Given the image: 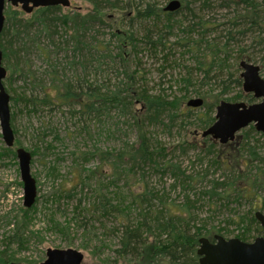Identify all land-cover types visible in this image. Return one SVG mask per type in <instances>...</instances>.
<instances>
[{
    "label": "rangeland",
    "instance_id": "rangeland-1",
    "mask_svg": "<svg viewBox=\"0 0 264 264\" xmlns=\"http://www.w3.org/2000/svg\"><path fill=\"white\" fill-rule=\"evenodd\" d=\"M71 2V10L79 9L83 13L92 10V6L83 0ZM168 2L164 0L160 4L165 6ZM218 5L217 0L205 4L204 0H197L195 9L200 17L222 24L228 21L232 12L219 10ZM9 7L12 11L23 12L21 7L10 4L7 5ZM63 11L68 12L69 9L63 8ZM29 15L23 12V17L28 18ZM108 16L114 27L116 25V28L125 30L129 23H133L137 37L144 35L143 22H130L135 18L133 10L109 12ZM182 17L183 14H180L176 21ZM59 31L63 32L62 29ZM220 31L208 33L212 38L219 36L217 42L224 43L225 38ZM99 34V40L111 39L108 27L100 30ZM186 34L177 25L166 36L171 38L167 49L145 50L146 43L141 45L137 60L132 65L134 68L138 63L140 84L137 88L150 95H164L169 101L175 99L180 103L179 110L185 114L190 99L199 98V94L208 95V98L203 107L189 109L190 117L180 116L181 113L177 112L178 118L174 123L166 120L161 124H147L146 132L153 146L161 148L163 153L158 158L157 167L146 164L134 171L123 166L119 173H115L112 170L113 159H108L106 163L101 160L102 153H127L126 150L136 143L138 135L130 117L112 112L95 118L94 115L80 114L76 106L56 107L41 103L45 94L54 93V75L59 83L74 82L82 77L90 84L113 89V85L123 80V70L118 64L115 66L111 60H106L101 62L103 66L99 71L95 63L94 67L82 73L79 64L70 65L73 60L70 50L44 56L41 48H52L44 36L38 41L40 47L34 46L27 54L22 53L7 63L3 61L8 70L4 84L11 97V125L18 143L13 149L8 148L0 125V264H41L47 259L49 249L77 250L84 255L82 264H137L132 257L120 258L118 251L123 224L138 218L139 210L132 203L134 195L146 191L153 195L150 199L154 211L163 209L165 204L174 212L183 209V216L192 218L191 226L202 230L201 238L246 236L244 238L249 243L257 238L250 219L256 212L264 213V187L256 193L236 191L229 197V193H224L239 173L252 178L259 169H264V134L251 125L238 134L240 138L227 145H221L211 137H202L205 129L199 118L207 120L208 109L215 105L213 98L224 90V86L219 82L220 78L213 79L211 85L200 84L203 74L194 70L199 66L196 55L176 44L185 39ZM197 34L193 40H197ZM59 39L55 42L59 43ZM245 41L248 46L251 45L249 39ZM113 47L114 44L111 50ZM231 48L234 51L226 55L225 68L222 66L223 71L218 70L221 76L235 75L236 64L244 60H237L235 44ZM253 48L250 47V50H258ZM115 54L112 52L113 56ZM220 57V64H224V56ZM76 62L79 63V58ZM54 67L56 72L50 75ZM239 69L240 76V66ZM188 71H193L192 78L196 82L186 89L181 80ZM11 73L13 76L8 81ZM212 75L215 77L214 73ZM261 75L264 77V71ZM226 85L231 87L230 91L221 96L220 101L251 104L244 97L235 101L233 98L239 93L246 94L232 82ZM22 94L37 97L38 105L35 108L26 105L21 100ZM14 98L17 100L14 101ZM254 100V103L260 101ZM209 114L214 118L216 109ZM18 148L25 149L32 156L31 174L36 180L37 199L29 211L24 206V184L16 154ZM250 149L256 152L259 160L253 158ZM228 151L232 156L241 157L242 166L250 159L253 162L247 169L227 170L222 164V156ZM217 155L220 163L215 161ZM169 165L179 167L184 175L176 176L178 171L170 170ZM98 168L101 172L94 177L91 172ZM214 185L218 186L217 191L212 190ZM240 186L243 188L245 185L241 183ZM211 190L219 196L211 198ZM253 195L256 197L253 198Z\"/></svg>",
    "mask_w": 264,
    "mask_h": 264
},
{
    "label": "trees",
    "instance_id": "trees-1",
    "mask_svg": "<svg viewBox=\"0 0 264 264\" xmlns=\"http://www.w3.org/2000/svg\"><path fill=\"white\" fill-rule=\"evenodd\" d=\"M83 1L89 3L92 10L83 13L79 9L74 11L68 8L69 11L64 12L63 7L54 6L36 9L28 18H25L23 12L12 11L10 7L6 8V20L0 36V48L3 51V61L7 63L11 59L20 57L22 53L27 54L34 46L40 47L38 41L40 37L44 36L49 40L48 44L52 46V48L50 46H45V49L41 48L44 56H50L51 52L57 54L62 50H70L73 59L70 65L78 66L79 64L82 73L94 67L95 63L97 64L96 70L99 71L103 66L101 62L106 60H111L113 65L117 66L118 64L122 68L123 80H119L117 84L113 85V89H104L97 84H90L82 77L74 82L59 83L60 80L54 75L52 78L54 93L45 94L41 102L47 106L65 105L72 108L76 106L80 114L94 115L95 118L107 116L112 112L130 117L138 135L136 143L126 150L127 153L105 152L101 154V160L104 163L110 158L113 159L112 170L115 173H119L123 166L130 167L132 171L146 164H153L157 167L158 158L161 157L163 151L161 148L153 146L146 132V125L161 124L166 120L174 123L178 118L177 112H180V116L183 117L191 116V109L187 108V114L180 111V103L175 99L169 101L168 97L164 95H150L137 88V85L140 84L138 63L134 68L132 65L137 60L141 51L138 49L141 45L146 43L145 50L167 49V43L171 39L166 37L167 34L171 33L177 25L179 28H183L184 32H187V36L176 44L196 55L199 66L194 70L203 74L200 84L211 85L213 79L216 81L220 78L221 81H218L224 86V90L213 98L215 105L212 104V108L208 109L210 113H214V109L220 103V97L229 93L231 87L226 83L232 82L236 88L242 90L243 82L239 76V64L235 66V75L232 73L227 74L228 76L218 74L219 71H223L221 70L222 66L225 68V62L228 59L226 55L234 51L231 45L237 46V60L244 59L256 65L260 64L258 66L261 73L264 71V0H217L219 1V10L232 12L228 21L222 24H215L200 17L199 12L195 9L197 0H181L182 7L175 13H168L165 10L164 6L160 4V1L164 0ZM210 1L204 0V4ZM128 9L135 12V18L130 22L136 21L137 23L138 21L144 24V35L141 38L137 37L138 34L134 32L135 25L133 23H129L124 30L116 28V25L114 27V23L109 22L112 21L108 16L109 12L116 13ZM218 9L216 8V10ZM180 14H183L182 19L176 21L178 19L176 17ZM193 19L197 22L194 23ZM106 27L110 29L111 39L99 40L100 30ZM59 29H62L63 32H60ZM217 30H221L220 32L223 34L241 30L243 35L225 38L224 43L210 44L206 39L207 33ZM195 33H198L197 40L190 41L193 40ZM188 36L191 37L188 38ZM57 39H59V43L55 42ZM246 39L251 41L250 46L246 44ZM112 44L114 47L111 50ZM172 45L174 43L170 46ZM169 47L168 49H170ZM250 47H257L258 50L251 51ZM202 50H205V53H202ZM112 52H116V54L113 56ZM222 55L224 64L222 62L220 64ZM66 56L68 57V55ZM201 56L203 57L201 58ZM76 58H79V63L76 62ZM55 72L54 67L49 74L52 75ZM12 73L8 77V81L12 78ZM213 73L215 77L212 75ZM192 75L193 71H188L181 80L186 89L195 85L196 80L192 78ZM235 76L236 78L233 80ZM84 82L88 84L86 85ZM199 96L205 101L208 98V95L199 94ZM243 97L251 104L255 101L252 95L244 96L241 93L233 99L237 101ZM16 100L14 98V101ZM21 100L34 108L38 105L37 97L31 98L23 95ZM209 112L206 114L209 115L207 120L199 118L202 121V128L205 130L215 122V117L211 118ZM17 143L15 141L14 147ZM250 152L253 158L260 159L254 150L250 149ZM219 155L216 157V163H220ZM222 160L226 169L231 171L239 167L247 169L253 162V159H250L242 166L241 157L232 156L230 151L222 156ZM169 169L177 170L176 176L184 175L177 166L169 165ZM100 172L101 170L98 168L91 174L95 177ZM241 183L245 185L243 188L240 186ZM263 187L264 169H259L252 178L239 173L235 181L231 183L229 190H226L224 194L229 193L227 194L229 197L236 191L256 193ZM212 190L217 191L218 186L214 185ZM212 190L209 195L211 198H217L219 195ZM67 194L70 195V191ZM150 197L152 198L153 195H150L148 191L134 195L132 203L137 211L139 210L138 218L136 221L123 224L124 230L121 232L120 250L118 251L120 258L132 257L137 264H200L197 252L199 239L203 236L202 230L191 226L192 218L190 216L185 218L183 209H180L181 212H174L170 206L165 204L163 209L154 211ZM254 197L256 196L253 195ZM104 208L106 209L105 204ZM250 223L255 226L257 237L264 234L255 216H251ZM194 228L195 232H192ZM248 230L250 231V229ZM244 237L239 239L248 242V239Z\"/></svg>",
    "mask_w": 264,
    "mask_h": 264
},
{
    "label": "water",
    "instance_id": "water-1",
    "mask_svg": "<svg viewBox=\"0 0 264 264\" xmlns=\"http://www.w3.org/2000/svg\"><path fill=\"white\" fill-rule=\"evenodd\" d=\"M8 4L31 14L35 9L61 6L70 8L71 0H0V36L5 26V9ZM181 7L176 0L169 4L167 11H177ZM3 51L0 48V125L3 139L8 148L15 146V134L11 125L10 101L4 81L8 71L3 65ZM241 79L243 91L253 94L258 103H232L221 101L216 108V121L202 134L203 138L211 137L220 144L226 145L236 139L238 133L254 124L257 131L264 134V78L260 67L254 63L242 60ZM204 106L202 98L190 99L187 107L198 109ZM19 160L21 179L24 184V206L31 208L37 198L36 180L31 174V154L23 148L16 150ZM256 220L264 230V213L256 212ZM198 256L200 264H264V237H258L253 242H244L238 238L225 239L215 235L213 240L203 237L199 239ZM84 255L73 249H49L47 259L41 264H82Z\"/></svg>",
    "mask_w": 264,
    "mask_h": 264
},
{
    "label": "bare ground",
    "instance_id": "bare-ground-1",
    "mask_svg": "<svg viewBox=\"0 0 264 264\" xmlns=\"http://www.w3.org/2000/svg\"><path fill=\"white\" fill-rule=\"evenodd\" d=\"M159 1V0H158ZM173 1H176V0H169V2L164 6V8H165V10H166V8L169 6V4L171 3V2H173ZM178 1H180V3H181V7H182V1L181 0H178ZM180 7V8H181ZM179 8V9H180ZM167 11V10H166ZM178 11V10H177ZM177 11H174V12H171V11H167L168 13H175V12H177ZM239 35H243V32L241 31V30H238V31H232V32H230V33H225V34H223L222 35V37H224V38H235V37H237V36H239ZM206 37V36H205ZM207 37H210L211 39H208ZM207 37H206V39H207V41H209V43L210 44H217L218 42L216 41V40H218V38H220L219 36H215V37H213L212 38V35L211 34H209V33H207ZM190 41H194V40H190ZM207 46V45H206ZM205 47V46H204Z\"/></svg>",
    "mask_w": 264,
    "mask_h": 264
},
{
    "label": "flooded vegetation",
    "instance_id": "flooded-vegetation-1",
    "mask_svg": "<svg viewBox=\"0 0 264 264\" xmlns=\"http://www.w3.org/2000/svg\"><path fill=\"white\" fill-rule=\"evenodd\" d=\"M241 136H239L238 138H240ZM238 138H236V139H238Z\"/></svg>",
    "mask_w": 264,
    "mask_h": 264
}]
</instances>
